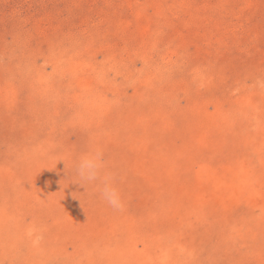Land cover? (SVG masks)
I'll use <instances>...</instances> for the list:
<instances>
[{
  "label": "rangeland",
  "instance_id": "obj_1",
  "mask_svg": "<svg viewBox=\"0 0 264 264\" xmlns=\"http://www.w3.org/2000/svg\"><path fill=\"white\" fill-rule=\"evenodd\" d=\"M258 81L264 0H0V264H264Z\"/></svg>",
  "mask_w": 264,
  "mask_h": 264
},
{
  "label": "clouds",
  "instance_id": "obj_2",
  "mask_svg": "<svg viewBox=\"0 0 264 264\" xmlns=\"http://www.w3.org/2000/svg\"><path fill=\"white\" fill-rule=\"evenodd\" d=\"M264 87V81H258ZM65 168L68 167L65 160ZM71 183H78L85 188L91 187L99 197L113 209L123 207L122 195L115 183L114 175L108 171L104 154L97 147H90L79 153L71 162Z\"/></svg>",
  "mask_w": 264,
  "mask_h": 264
}]
</instances>
